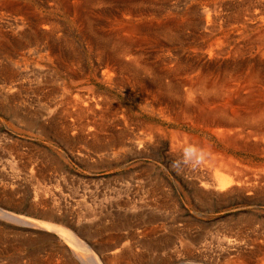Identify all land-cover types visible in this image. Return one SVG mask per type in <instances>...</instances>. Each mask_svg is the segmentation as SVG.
<instances>
[{
  "label": "bare ground",
  "instance_id": "1",
  "mask_svg": "<svg viewBox=\"0 0 264 264\" xmlns=\"http://www.w3.org/2000/svg\"><path fill=\"white\" fill-rule=\"evenodd\" d=\"M2 1L3 2H0L1 7L7 6L8 8H10L12 10L13 9L18 10L20 8V6L19 7L14 6L13 3H12V5H9V2H6L5 0H2ZM39 1L40 0H38V2ZM222 1L223 0H213L209 4H208V2H207V4L206 3L203 4L202 5V11H201V14H203V15L198 17V22H197V9L198 8H197V3H195L197 1L193 2L192 0H190V1L188 0L186 3L183 4V8L179 9V10H173L172 9V10L168 11V9H167V12H164V13H161L160 11L158 13L156 12V17L151 16L150 19H145V18L143 19L142 16H140V15L144 14V13H142L143 11H139L136 7L131 8L132 7V5H131V7H130L131 9H129V10H122L121 11V9H120V11L122 13L121 15H123V17H120L119 19H115V20H111V21L109 20L107 22V25H108L107 28H103L102 26H98V25H96V23L94 24L93 21L95 19H93L92 21L91 20L89 21L90 12L92 9V8L91 9H89V8L91 7L92 4H88L87 1H85V0H77V1H72L70 3L71 7L73 6V9H75V12H76L75 17L77 16L76 18H77V22H78L77 24H78V28H79L78 34H79L80 40L82 41V43L84 45V48L91 55L95 56V61L102 63L103 68L101 71H99L100 75H98V76H100V79L99 78H97V79H99L101 82H103L104 84H106L110 87L119 88L125 96H127L128 98H132V99L136 100L139 104V108L141 107L142 111L149 113L150 115L159 116V117L166 118V119L171 118V117L177 119V117H180L181 118V120L179 119L180 121L185 122V123L188 122L191 124V126L192 125L193 126L194 125H196V126L202 125V126H206V127L208 125L211 126L210 127V128H212V129H210L211 133L217 138V140H219V142H221L223 144V148H217L214 144L209 142L208 139L205 140V139L201 138L200 136H198V134H195V132L194 133L185 132L186 130L181 131L179 129H175L172 127L173 130L171 131L172 132V139L170 142V152H172L175 155L174 157L177 156L180 159V163H179L180 164L179 165L180 170H181L180 175H182V173H186V175H188L192 179L190 185L192 184V187H194V188H192L193 194H195V195L198 194L199 198H200V196L201 197L203 196L204 199H207V198H205L207 196H214L217 198V200L223 199L225 197H228V196L234 195V194H238V193L242 194V195L244 194L247 196L248 194H250V195L254 194L255 195L256 193H260L261 191H264V165L260 164V166H256L254 163L255 167L253 166L254 168H252L251 166L246 165L244 162L242 163L239 160H237V158L232 156L226 150V148L230 147V148H234V149H238V150H245L248 152H253V154L260 155L261 157L264 156V0H239L237 3L227 5L228 7H226V5H224ZM143 2H145V1H143ZM147 2L149 3V1H147ZM61 3L62 2H60V4ZM142 3H139V4H142ZM168 3H170V2H168ZM62 4H64V3H62ZM94 4H96V3H94ZM123 4H124V2H123ZM145 4H146V2H145ZM23 6H25V5H23ZM30 6H32V5L30 4ZM110 6H113V5H110ZM119 6H120V4H119ZM50 7L53 8V6H50ZM55 8H57V7H55ZM62 9H63V7H62ZM64 9H66V8H64ZM153 9H155V8H153ZM169 9H171V8H169ZM224 9L227 11V12L225 11L226 13H223ZM11 12H13V11H11ZM68 12H69V10H68ZM20 13H22V12L20 11ZM22 14L26 15L25 13H22ZM104 14H107V13H104ZM194 14H196L195 17H194ZM54 15H55V13H54ZM34 17H37V16H34ZM42 17H43V20L46 18V17L44 18L43 15H42ZM58 17H60V16H58ZM9 19H10V17H9ZM27 19H25V21ZM31 19H32V16H31ZM49 19L51 20V18H49ZM29 20H30V17H29ZM43 20L40 18H36V20L34 21L35 26H37V29H38V27H40V29L44 28L45 30H47L46 34H43L41 32L43 34L41 37H43V36L48 37L49 34L53 35L52 37H54V34L56 36V33H54V31L56 29V24H54V23L58 19L56 20V18H55L54 20H56V21L54 23L49 24V25L45 24L46 26L41 27V26H39L40 25L39 23ZM99 21H100V19H99ZM75 22H76V20H75ZM197 23H199V25L201 26V28H200L201 31H200L199 37H206L207 38V37L213 36V39L208 44V48H209L208 52H207L208 55H205V53L203 54V52L198 54L197 50H196V52L193 50L187 51L186 53L183 52L184 54H180L179 52L171 51V50H168V52H166V53L161 52V49H162L161 43L163 42V41L161 42L162 38H167V36L168 37H171V36L177 37L178 35H180L179 31H181V30L185 31V29H188V32H193V30H194L193 26L194 25H195L194 27H196L195 32L198 33ZM29 24H32V23H29ZM15 28H19V25H15ZM29 28H31V27H29ZM5 30H7V29H5ZM24 30H25V28H24ZM27 30H30V29H27ZM56 30H58V29H56ZM21 31H23V30H21ZM38 31H39V29H38ZM4 32H6V31H4ZM63 32H64V30H63ZM60 33H61V31H60ZM9 34H10V31H9ZM28 34L29 33H27V35ZM192 34H191V36H192ZM17 35L18 34H16V36H15L16 39H17ZM39 35H40V33H39ZM39 35H38V37H39ZM29 36H30V34H29ZM75 37H76V35H75ZM193 37H194V40H197V34L196 35L194 34ZM193 37H191L192 40H193ZM19 38H21V37H19ZM16 39H14V40H16ZM184 39H185V37H184ZM64 41H65L64 45L67 46L68 51L71 52L72 50L75 49V46H74L75 43L73 44L70 39H68V40L65 39ZM17 42H18V39H17ZM52 42H54V41H52ZM188 42L189 41H187V43ZM144 43L154 44L156 47H155V49L146 50L145 46H148V45L142 46V45H144ZM199 43H201V42H199ZM61 45H63V43H61L57 47L55 45H53L52 43L49 44L47 46L48 50L46 51L45 55H46V58H48V59H50L51 56L57 60L61 59L62 60L61 65H63L62 67H68V65L72 61L68 58L70 56L63 55V52L61 51ZM0 46H2V44ZM22 46H25V45L22 44ZM42 46H43V44H42ZM65 46H64V48H65ZM4 47H6V46H4ZM80 47H81V45H80ZM183 47H185V46L183 45ZM157 48H158V50H157ZM28 49H29V47H28ZM62 50H63V47H62ZM6 51H8V50H6ZM11 52H14V51H11ZM7 53L8 52H6L5 54H7ZM39 53H40V51H39ZM14 54H15V52H14ZM66 54H68V53H66ZM11 55H13V54L11 53ZM75 56H76V54H75ZM75 56L73 57V59H76ZM86 56H88V55H86ZM151 57L154 58V61L149 59ZM33 59H34V57H33ZM79 59H81V57ZM86 59H87V57H86ZM199 59L204 60V62L198 64L197 60H199ZM20 60H21V58H20ZM95 61H94V63H95ZM80 62H82V61H80ZM2 65H4V64H2ZM97 65H98V63H97ZM6 66H7V64H6ZM2 67H4V66H2ZM91 67H92V65H91ZM74 68H76V67H74ZM77 68H79V66H77ZM67 69H70V67H68ZM63 71H65V70H63ZM76 71H78V70H76ZM91 71H92V68H91ZM66 72L68 73V71H66ZM70 72H72V71H70ZM7 73L9 75V77H11L10 75H12V74L15 75L14 74L15 72H13L11 70H8ZM56 73L58 74V71ZM95 73H97V72H95ZM2 76H3V74H2ZM4 76H5V74H4ZM42 78H43V76H42ZM17 79L19 80V78H17ZM21 79H22V77H21ZM7 80H8V78H7ZM14 81L15 80H13V82ZM22 81H20V82H22ZM27 81H29V80H27ZM68 81H70V80H68ZM32 82H29L30 85ZM40 82H42V81H40ZM7 84H10V83L8 82ZM24 84L27 85V82ZM65 84H66V82H65ZM22 85L23 84H21V86ZM12 86H13V84L10 85L9 88ZM16 86H19V85L17 84ZM87 86H88L87 88L90 90V91H87L89 94L88 98H90V99L87 101V103L84 105V107L83 106H76L75 113H76V111H77V113L78 112L91 113V117H90L91 123L93 122L92 119L97 120L93 127L92 126L86 127V129H85L86 131L81 136V137H83L82 139L84 140L85 144H89V145L91 144L94 146V148H92V150L94 149V150L101 151L102 149H107V150L110 149L111 150L114 148H119L121 146H125L127 141H128L127 145L131 146L132 148H135L136 146L139 148L141 146L142 147L147 146L148 144L146 145V143L147 142L149 143V141L151 142L152 140H155V138H157L158 141L160 140V139H158L159 136L163 135V131L160 128V126L155 125L153 123H150V122H148V120L146 121V119H144L142 117L141 118L138 117L139 115L138 116H132L131 113L129 112L128 108L126 106L125 107L122 106L117 101V99L115 98V95L113 96V94H111V93L109 94V92L103 93V90H102L101 93H103V94L100 97L98 91H96L97 89L95 90V88L91 84H88ZM31 87H32L31 89H33V85ZM38 87H40V86H38ZM0 88H1V86H0ZM9 88H7V89H9ZM20 88H22V87H20ZM37 88H35V89H37ZM54 88H56V87H54ZM63 88H64V86H63ZM28 89H30V88H28ZM35 89H33V90L35 91ZM22 90H23V88H22ZM22 90L20 89V91H22ZM116 91H117V89H116ZM27 92H31V91L27 90ZM71 92H73V90ZM22 94H23V92H22ZM9 95H10V92H9ZM38 95H40V94H38ZM42 95H43V93H42ZM17 96L19 97V93ZM72 96H74V95H72ZM44 97H46V95ZM49 97H47V98H49ZM6 98H10V97H6ZM3 99L4 98H2V101L1 100L0 101L3 102L4 101ZM14 99H15V97H14ZM28 99L31 100L30 98H28ZM20 101H21V98H20ZM103 101L105 104H103L101 107L99 106L98 107L99 110H97V112H95L96 109H95V111L92 112V110H93L92 106L96 105V107H97L98 105H101L103 103ZM26 102H28V101H26ZM137 102H135V104ZM29 103H31V101ZM138 104H137V106H138ZM2 105H4V104H2ZM44 106H45V104L43 105V107ZM47 106L48 105H46V107ZM63 106H62V109L64 108ZM26 108H28V107H26ZM60 109H61V107H60ZM16 110H17V108H16ZM22 111H23V109H22ZM67 111H69V110H67ZM15 112H17V111H15ZM26 112H28V111H26ZM117 112H118V115L116 114ZM44 113H45V111H44ZM48 113H50V110L48 111ZM85 113H84V115H85ZM132 113L136 114V112H132ZM50 114H52V113H50ZM44 115H42V116H44ZM114 115H117V117L120 119V121L122 120L120 122L121 128H120V126L118 127V129H120L119 131L117 130L118 132L117 131L112 132L113 129L111 131H109L108 128L106 127L107 120L111 116L113 117ZM39 116H37V119ZM53 116H54V114H53ZM80 116H81V114H80ZM94 116H95V118H94ZM23 117H24V115H23ZM32 117H33V115H32ZM14 118H16V117H14ZM20 118H21V116H20ZM47 119H46V121H47ZM62 120H63L62 127H63L64 131L67 130L69 127H72V124H71L72 122L71 123L67 122L66 121L67 119L65 120V117ZM17 121H20V120L17 119ZM22 121H23V123H25L24 119H22ZM40 121H41V119H40ZM114 121H115V119H114ZM42 122H41V124L44 123V122L43 123ZM86 122L87 121H85V124H86ZM91 123H89V124H91ZM51 125L54 126V123H52ZM76 125H77V123H76ZM109 125H108V127H109ZM188 126H190V125H188ZM31 127H30V129H31ZM41 127H43V126H41ZM59 127L61 128V126H59ZM59 127H57V129ZM74 127H75V129L78 128V126L76 128L75 125H74ZM28 128H29V126H28ZM92 129L93 130L95 129V131H93ZM165 129H166V127H165ZM42 130H43V128L41 129V131ZM48 130H49V128H48ZM133 130H135L136 133L134 132V134H133ZM131 131H132V135L129 134ZM198 131H200V130H198ZM15 133H16V131H15ZM26 133H24V134H26ZM28 133H30V132L28 131ZM56 133H57V131H56ZM60 133H62V132H60ZM31 134H34V133H31ZM96 134H98L97 137H96ZM77 135H78V133H77ZM28 137H30V136H28ZM54 138H55V136H54ZM165 138H166V136H165ZM56 139H57V137H56ZM158 141H156V143H158ZM189 143L195 144L198 148L196 147L194 150L188 149L187 144H189ZM6 146H7V144H6ZM7 147L11 148L9 146H7ZM18 147H20V146L18 145ZM2 148H4V147H2ZM199 148H200V150L198 151L197 149H199ZM19 149H21V151H22L24 148L22 149L20 147ZM7 151H9V149ZM32 152L35 153V151H32ZM84 152H85V154H87L86 150ZM181 152L183 154H181ZM29 153H31V152H29ZM108 153L109 152H107V154ZM20 154L14 151L11 155L9 152L10 158H11L13 163H15L17 161V159H19V157H21ZM25 154H23V155H25ZM47 154H46V156H47ZM115 154H118V153H115ZM40 155H42V154H40ZM43 155H42V157L44 158L45 156H43ZM82 155H83V153H82ZM108 155L111 156L112 153H109ZM142 156H143V154H142ZM23 157H25V156H23ZM101 157L103 158V155H101ZM205 157L210 160V165L204 164V166H205V169H204V168H202L204 166L201 167L202 163L200 164V162ZM143 158H145V157H143ZM104 159H106V158L104 157ZM114 159H115V157L113 158V160ZM20 160H22V159H19L18 160L19 162H17V164L19 163L20 165H22ZM25 160H26V158H25ZM100 160H103V159H100ZM29 161H30V159H29ZM38 161L36 163H38ZM150 161H152V160H150ZM252 161H251V164H252ZM256 161L258 162V160H256ZM104 162H105V160H104ZM196 162H197V164H196ZM29 164H31V163H29ZM147 164L150 165L149 163H147ZM118 165H119V163H118ZM5 166H6V164H5ZM30 167H32V166H30ZM1 168L3 169V167H1ZM6 168H7V166H6ZM174 169H176V168L174 167ZM45 170L47 171V169H45ZM4 173H5V171H4ZM140 173H142V172H140ZM13 174H14V172H13ZM38 174H39V172H38ZM144 174H146V172L143 173V175ZM35 175L38 176L36 173H35ZM139 176H141V175H139ZM144 176H141V177H144ZM146 176H147V174H146ZM146 176L144 178H146ZM138 178H140V177H138ZM13 179L10 181L8 180L9 184H7V186L9 188V190L7 189V191L5 190L3 192L5 199L2 203H0V220H1L0 221V233L2 234L3 231L8 232L6 230H10L9 232L12 233L13 236H16V235L21 234V232L19 233L18 230L21 229V227H23L22 225H24V224H22V223L24 221H26V219H25V216H23L18 211V209H22L21 207H22L23 199L20 196L15 195L13 193L14 191H11V190H13V186L16 185V184H14ZM37 179H38V177H37ZM43 180H44V178H43ZM141 180L142 179H140V181H138V182H134L131 180H123L122 182H117L116 187H114V184H113L112 186L108 187L109 191H108V194L106 192L107 196L105 195V193H104V195L101 194L103 196V201L100 200L98 202H95V200H94L95 195H93V192H92V195H91V193L89 195L87 194V197L85 196V193H83L82 195H79L80 197L82 196V200H81L82 202L81 203L83 204V210L77 209L76 207L70 205L71 208L68 211V213H69L68 215L66 212H61L62 210L60 211V209H59V206L61 205V200L63 199V198H61L62 194H61V196L54 197L53 194L48 193V192L46 193L45 189H43V192H42L41 191L42 187H40V190L38 189L39 192L35 191V188H34L33 195H32L33 197L31 196L32 199L29 202V206L28 207L25 206V207L27 210L31 211L34 215L37 214L38 216H40L39 220H35V219H32V220H33V222H36V224L41 228V230H40L41 232H38V234H36L35 239H32L33 238V235H32L31 239H27V238H20L19 239L18 238V240L15 243H13L12 240L10 241V242H12L11 244L10 243H6V244L4 243L3 246H6V247H4L2 250L3 251L9 250V251L7 252L8 255L4 257L5 261L1 262L0 264H169V263H177V264H264V238L262 237L263 238L262 240L257 238L259 233L256 232V229H258V231H259V228H261V227L254 228L255 225L253 224L252 220L251 221L249 220L250 219L249 217H248L249 219L247 218L248 221L245 223H242L243 220L239 219L242 224L239 223V225L235 228L233 227V229L230 227V228H226V230H223V231H219V232L217 231L218 234L209 243V244H214L213 245V248H214L213 252L214 253L212 252L213 254H209V253H207L208 252L207 249L209 250V248H208L209 244L208 243L206 244V242L205 243L203 242L205 239L202 237V235H200V234L199 235L198 234L197 235H191L189 233L186 234V233H184L182 228H180V229L176 228V226L179 225V223H180L179 221L181 220V216L183 214L180 215L178 212H176V214L173 213V214H170V216H168L169 215L168 214L167 215L168 218H166L167 213L165 214L166 210H164V207L166 206V204L170 203L169 199H171V198H169V199L167 198L166 192H168V191H166L161 186V183L159 184V182L161 180H159V182L157 181L158 179L154 180V181L150 180L148 182L147 181H141ZM39 181H41V180H39ZM162 181L164 182V180H162ZM186 181H187V179H186ZM31 182H35L34 179H32ZM19 183L20 182H18V184ZM19 185H18V187H19ZM162 185H163V183H162ZM146 186H148V188H146ZM121 187H124V188L120 189ZM5 188L6 187H4V189ZM116 191H118V192H116ZM35 192H37V193H35ZM90 192H91V190H90ZM186 194H187V192H186ZM191 194H190V197H192ZM171 195H173V194H171ZM185 195L183 193V196H185ZM262 195H263V193H262ZM63 196H64V194H63ZM185 197H183V198H185ZM193 198H195V197H193ZM228 198H230V197H228ZM64 199H68V197L64 198ZM86 200L92 201L91 204L89 201L87 202ZM251 200H253V199H251ZM77 201L78 200H76V201L72 200V204H76L75 206H77L78 204H80ZM101 201L104 203H102ZM194 201L197 202V200H194ZM222 201H225V200H222ZM222 201H220V202H222ZM196 202H195V204H196ZM199 202H201V201H199ZM199 202L197 203V205H200ZM49 203L51 205H49ZM52 203H53V205H52ZM66 203L71 204V202H67V201H66ZM187 203H188V201H187ZM204 203H206V201ZM222 203H225V202H222ZM82 204H80V205H82ZM257 206H259V205H257ZM61 207H62V205H61ZM207 207H210V206L208 205ZM240 207H243V206H240ZM62 208H64V206ZM73 208H76V210ZM166 208H168V207H166ZM174 208H176V207H174ZM178 210H179V208H178ZM19 213L21 215H19ZM162 214H165V217H163ZM247 214L249 216V213H247ZM243 216H244V214H243ZM169 217H170L171 222L168 220ZM236 217H238V215ZM245 218H246V216H245ZM182 219H184V218H182ZM236 219L237 218H235V220ZM102 220H104V225H101V223H103ZM183 221H186V220H183ZM168 223H170V225H173V226L171 227L172 231L167 233L166 232V230H167L166 225H168ZM174 224H176V225H174ZM260 224H262V223H260ZM230 225H232V224H230ZM233 226H234V220H233ZM260 226H262V225H260ZM262 231H263V228H262ZM22 232H23V230H22ZM7 242H9V241H7ZM243 242H246V243L251 242L252 243L253 246L250 248L251 249L250 252L241 251L242 248H241V250L239 249V247H241V243H243ZM36 243L41 244V246L43 243H45L47 246L45 248L41 247L40 245L35 246ZM25 246L29 247L30 251L28 250L29 253H27L26 255L24 254L22 256L21 253L19 252V250L16 251V248H20L22 250V248ZM7 248H9V249H7ZM248 248H247V250H249ZM209 252H211V251H209ZM184 257H186V259H184ZM196 258H197V262H196Z\"/></svg>",
  "mask_w": 264,
  "mask_h": 264
},
{
  "label": "rangeland",
  "instance_id": "2",
  "mask_svg": "<svg viewBox=\"0 0 264 264\" xmlns=\"http://www.w3.org/2000/svg\"><path fill=\"white\" fill-rule=\"evenodd\" d=\"M5 1L6 2H9V5H12V3H13L14 6H17V7L20 6V8L18 10H14V9L12 10V9L8 8L7 6L6 7H1L0 6V15H1L0 16V28H1L0 29V45L2 44V46H3V47L0 46V75L2 76V74H3L2 77L0 76V86H1V88H0V98L1 99L0 100L2 101V98H4L3 99L4 100L3 102L0 101V142H1L0 143V149H1L0 150V203H2L4 201V199H5L3 192L5 190L7 191V189L9 190L7 184H9V181L14 178L13 181H14V184H16V185L13 186V190H11V191H14L13 193L15 195H18V196H20L23 199L22 207H21L22 209H18V211L23 216H25L26 221H24L22 223V224H24V225H22L23 227H21V229L18 230L19 233L21 232V234H19V235L13 236L12 233L9 232L10 230H6L9 233L3 231V233H2L3 235L0 233V263L3 262V261H5L4 260V257L8 255L7 252L9 251V250H6V251H3L2 250L4 247H6V246H3L4 243L5 244L6 243H10L11 244L12 243V242H10L11 240L13 241V243H15L18 240V238L19 239L20 238L31 239L32 238V235H33V238L32 239H35L36 234H38V232H41L40 231L41 228L36 224V222H33V220H32V219L39 220L40 219V216H38L37 214L34 215L31 211H29V210L26 209V207L29 206V202H30V200L33 197L32 195H33L34 188H35V191H38V189L40 190V187H42L41 188V191L42 192H43V189H45L46 190V193L47 192L48 193H51V194L54 195V197L61 196V194H62L61 198H63V199L68 197V199H64V200L62 199L63 201L61 200V205H62V207L64 206V208H62L61 205L59 206L60 211L62 210L61 212H66L67 215H68L69 214L68 211L71 208L70 205L76 207L77 209L83 210V204L81 203L82 202L81 201L82 200V196L81 197L79 196V195H82L83 193H85V196L87 197V194L89 195L91 193V195H92V192H93V195L96 196V197L94 196V200H95V202H98L100 200L103 201V196L102 195H104V193L107 196L108 191H109L108 190L109 189L108 187L112 186L113 184H114V187H116V183L117 182H122L123 180H131V181H134V182H138V181H140V179H142L141 181H147L148 182L150 180L151 181H154V180H157L158 179L157 180L158 182H159V180H161L159 182V184L161 183V186L166 191H168V192L165 191L167 198L168 199L171 198V199H169L170 203L166 204V206L164 207V210H166L165 211V214L167 213L166 214V218H168V216H170V214H173V213L176 214V212H178L180 215L183 214L181 216V220L179 221L180 223H179L178 226H176V228L177 229L182 228V230L184 231V233H186V234L189 233L191 235H197V234L199 235L200 234L206 240V241L204 240L203 242L204 243L206 242V244L207 243L209 244L215 238V236L218 234L219 231L226 230V228H230V227L233 229V227L234 228L237 227L239 225V223L242 224V223L247 222L248 221L247 218L249 217L250 219L249 218L248 219L250 221L252 220L253 224L255 225L254 228L261 227V228H259V231H258V229H256V232L259 233V235H258L257 238H259L261 240L264 238V207H263L264 206V191H261L260 193H256L255 195L254 194L253 195L248 194L247 196L244 195V194L242 195V194H239L238 193L239 195L238 194H234V195L228 196L230 198L225 197V198L219 199V200H217V198L214 197V196H207V197H205L207 199H204L203 196L202 197L200 196V198H199V195L198 194L197 195L193 194V189L192 188H194V187H192V184L190 185L192 179L188 175H186V173H182V175H180L181 174V170H180V166H179L180 165L179 164L180 163V159L177 156L174 157L175 155L172 152H170V142H171V139H172V132L171 131L173 130V128H175V129H179L181 131H185L186 130L185 132H192V133L195 132V134H198V136H200L201 138H203L205 140L208 139L209 142H211L212 144H214L217 148H223V144L221 142H219V140H217V138L211 133V130L210 129H212V128H210L211 127L210 125H208L209 127L208 126L206 127V126L198 125V124H197L198 126H196V125H194V126L192 125L191 126V124L188 123V122L185 123V122L180 121L181 120L180 117H177V119L172 118V117L166 119V118H162V117H159V116L150 115L149 113H146V112L142 111L141 110V107L139 108L138 102L136 100L132 99V98H128L127 96H125L123 94V92L119 88H117V87H110V86L104 84L103 82H101L99 80L100 79V76H98V75H100L99 71H101L102 68H103L102 67V63H99V62L95 61V56L94 55H91L84 48V45H83L82 41L79 38V34H78L79 33V28H78V24H77L78 22H77V18H76L77 16L75 17V13L76 12H75V9H73V6L71 7V4H70L72 1H77V0H66V1L65 0H60V1L59 0L58 1L57 0H55V1L54 0H44V1L43 0H40L39 2H38V0H5ZM85 1H87L88 4H92L91 7L89 8V9L92 8L91 9V12H90V16H89V21L90 20L92 21L93 19H95L93 21L94 24L96 23V25H98V26H102L103 28H107L108 27L107 22L109 20L111 21V20H115V19H119L120 17H123V15H121L122 14L121 13L122 10H129L131 8H135L136 7L139 11H143L142 13H144V14L141 13L142 15H140V16H142L143 19L144 18L145 19H150L151 16L156 17V12L158 13L159 11L161 13H164V12H167V9H168V11L169 10H172V9L173 10L182 9L183 8V4L186 3L188 0H151V1L150 0H147V1H149V3L146 0H142V1L141 0H139V1L138 0H107V1L106 0H103V1L102 0H97V1L96 0H85ZM143 1H145L147 5ZM167 1L170 2V3H168ZM192 1L193 2L197 1L195 3H197V8H198L197 9V22H198V17H200V16L203 15V14H201L202 5L205 4V3L207 4V2L209 4L213 0H192ZM238 1L239 0H233V1L232 0H223L222 2H223L224 5H226V7H228L227 5H231V4L237 3ZM0 2H3V1L1 0ZM60 2H62L64 4H62V3L60 4ZM123 2H124L125 5L123 4ZM94 3H96V4H94ZM139 3H142V4H139ZM30 4L32 6H30ZM119 4H120V6H119ZM23 5H25V6H23ZM110 5H113V6H110ZM131 5H132V7H131ZM50 6H53V8L50 7ZM55 7H57L58 9L55 8ZM62 7H63V9H62ZM64 8H66V9H64ZM153 8H155V9L157 8V9L155 10ZM169 8H171V9H169ZM67 9L69 10V12H68ZM120 9H121V11H120ZM11 11H13V12H11ZM20 11L22 13H25L26 15L20 13ZM62 11L63 12L65 11L66 13L65 12L63 13ZM225 11L226 10L224 9V12L223 13H226L227 12V11L226 12ZM54 13H55V15H54ZM104 13H107V14H104ZM42 15L44 16V18L46 17L44 19L45 21L43 20ZM31 16H32V19H31ZM34 16H37V17H34ZM58 16H60V17H58ZM195 16H196V14H194V17ZM9 17H10V19H9ZM29 17H30V20H29ZM36 18H40V19H42L44 21V22L41 21L39 23L40 24L39 26H41V27L46 26V25H49V24H52V23H54L58 19L56 21L57 23L56 22L54 23V24H56V29H58V30L55 29V31H54V33H56V36L54 34V37H52L53 35H50L49 34L48 37H46V36L41 37L43 34H46L47 33V30H45L44 28H41L44 31L43 32L40 29V27H38V29H39V31H38L37 26H35V23H34V21L36 20ZM49 18H51V20ZM55 18H56V20H54ZM25 19H27V20L25 21ZM99 19H100V21L102 23L99 21ZM75 20H76V22H75ZM29 23H32V24H29ZM15 25H19V28H15ZM194 26H193V29L194 30L192 29L193 32H188V29H185V31L184 30L179 31V34L180 35H178L177 37H174V36L168 37L167 36V38H162L161 39V42L163 41L162 43L163 44L165 43L166 45L165 44L163 45L161 43V47H162L161 52L162 53H164V52L166 53V52H168V50H171V51L179 52L180 54H184L187 51L193 50V51L196 52V50H197L198 51L197 52L198 54L201 53V52H203V54L205 53V55H208V53H207L208 52V49H209L208 48V44L213 39V36H210V37H207V38L206 37H199L200 31H201L200 30L201 26L199 25V23H197V31H198V33L195 32L196 31V29H195L196 27H194ZM29 27H31V28H29ZM24 28H25V30H24ZM5 29H7V30H5ZM27 29H30V30H27ZM3 30L6 31V32H4ZM21 30H23V31H21ZM63 30H64V32H63ZM9 31H10V34L11 35L9 34ZM60 31H61V33H60ZM27 33H29L30 36H29V34L27 35ZM39 33H40V35H39ZM16 34H18L17 35L18 42H17V39L15 38ZM191 34H192V36H191ZM194 34L195 35L197 34V40H194V37H193ZM38 35H39L40 38L38 37ZM75 35H76V37H75ZM19 37H21V38H19ZM184 37H185V39H184ZM191 37H193V40H192ZM14 39H16V40H14ZM65 39H67V40L70 39L73 44L75 43L74 44V46H75V49L74 50L75 51L74 50H72L71 52L68 51L67 46L64 45L65 44L64 43L65 42L64 41ZM52 41H54V42H52ZM187 41H189V42L187 43ZM199 42H201V43H199ZM51 43L53 45H55L56 47L59 46L61 43H63V45L65 46V48H64L63 45H61V51L63 52V55L70 56V57H68L72 61L68 65V67H70V69H67L68 67H62L63 65H61V63H62L61 62L62 61L61 59H58L57 60V59L53 58L52 56L50 57V59L46 58L45 53L48 50L47 49V46L49 44H51ZM22 44L25 45V46H22ZM42 44H43V46H42ZM80 45H81V47H80ZM145 45H148V46H145ZM183 45L185 47H183ZM4 46H6V47H4ZM142 46H145L146 47L145 48L146 50L155 49V47H156L154 44H149V43H147V44L144 43V45H142ZM28 47H29V49H28ZM62 47H63V50H62ZM8 48L9 49L11 48L12 50L11 49L9 50ZM6 50H8V51H6ZM157 50H158V48H157ZM11 51H14L15 54H14V52H11ZM39 51H40V53H39ZM6 52H8V53L5 54ZM11 53L13 55H11ZM66 53H68V54H66ZM75 54H76V56H75ZM86 55H88V56H86ZM74 56L76 57V59H73ZM33 57H34V59H33ZM80 57H81V59H79ZM86 57H87V59H86ZM20 58H21V60H20ZM152 58L153 57H151L149 59L152 60V61H154V58L153 59ZM93 60L95 61V63H94ZM80 61H82V62H80ZM197 61H198L197 62L198 64L204 62V60H200V59L197 60ZM97 63H98V65H97ZM2 64H4V65H2ZM6 64H7V66H6ZM91 65H92V67H91ZM2 66H4V67H2ZM77 66H79L80 69L77 68ZM74 67H76V68H74ZM91 68H92V71H91ZM8 70H11V71L15 72L14 73L15 75L12 74V75H10L11 77H9V75L7 73ZM56 70L58 71V74L59 75L56 73L57 72ZM63 70H65V71H63ZM69 70L72 71V72H70ZM76 70H78V71H76ZM66 71H68V73ZM95 72H97V73H95ZM4 74H5V76H4ZM42 76H43V78H42ZM16 77L19 78L20 81L23 80L22 81L23 83L20 82ZM21 77H22V79H21ZM7 78H8V80H7ZM97 78H99V79H97ZM13 80H15V81L13 82ZM27 80H29V81H27ZM68 80H70V81H68ZM7 81L10 84H7L8 83ZM40 81H42V82H40ZM26 82H27V85L24 84ZM29 82H32L33 84L31 83V85H30ZM65 82H66V84H65ZM87 83L88 84H91L95 88V90L97 89L96 91H98L100 97L105 92H109V94L111 93V94H113V96L115 95V98L117 99V101L122 106H124V107L126 106L132 116H138L139 115L138 117H140V118L142 117V118L146 119V121L148 120V122L160 126V128L163 131V135L162 136H159V138H158L160 140L158 141L157 138H155V140H152L151 142L149 141V143L147 142L146 143V145L148 144L147 146H143V147L141 146L139 148L137 146H136L137 148L136 147L135 148H132L131 146L127 145L128 144V141H127L126 142V145H125L127 148L125 146H121L119 148H114V149H111V150L110 149H108V150L107 149H102L101 151L94 150V149L92 150V148H94V146L91 145V144L90 145L89 144H85L84 143V140L82 139L83 137H81V136L86 131L85 130L86 127H90V126L93 127L97 120L96 119H92L93 122L91 123V118H90L91 117V113H85L84 112L85 115H84V113H81V112H78L77 113V111L75 113L76 106H83L84 107V105L90 99V98H88L89 94H88L87 91H90V90L87 88L88 87L87 86L88 85ZM12 84H13V86H12L13 88L12 87L9 88V86L12 85ZM17 84L19 86H16ZM21 84H23V85L21 86ZM32 85H33V89L37 88L38 86H40V87H38L39 89L37 88L34 91L33 89H31L32 88L31 87ZM63 86H64V88H63ZM20 87H22L23 90ZM54 87H56V88H54ZM7 88H9L10 90L7 89ZM28 88H30L31 90L28 89ZM20 89L22 91H20ZM116 89H117V91H116ZM11 90L13 92L14 91L15 92L13 93ZM27 90L28 91H31V92H27ZM72 90H73V92H71ZM102 90H103V93H101ZM40 91L43 93V95H42V93ZM9 92H10V95H9ZM22 92H23V94H22ZM18 93H19V97L17 96ZM38 94H40V95H38ZM45 95H46V97H44ZM72 95H74V96H72ZM6 97H10V98H6ZM14 97H15V99H14ZM47 97H49V98H47ZM20 98H21V101H20ZM28 98H30L31 100H29ZM24 99L26 101H28V102H26ZM30 101H31V103H29ZM135 102H137V103L135 104ZM2 104H4V105H2ZM44 104H45V106L43 107ZM103 104H105L104 101H103V103L101 105H98L97 107H96V105H93L92 106L93 110L91 109L92 112L95 111V109H96L95 112H97V110H99L98 107L99 106L101 107ZM137 104H138V106H137ZM46 105H48V106L46 107ZM25 106L28 107V108H26ZM62 106L64 107L63 109H62ZM60 107H61V109H60ZM16 108H17V110H16ZM19 109L21 111L23 109L24 112L23 111L21 112ZM49 110H50V113H52V114L48 113ZM67 110H69V111H67ZM15 111H17V112H15ZM26 111H28V112H26ZM44 111H45V113H44ZM132 112H136V114L135 113H132ZM79 113L81 114V116H80ZM31 114L33 115V117H32ZM53 114H54V116H53ZM116 114L118 115V112ZM23 115H24V117H23ZM42 115H44V116H42ZM117 115H114L115 117L114 116L113 117L111 116L107 120L106 127L108 128L109 131H111L112 129H113L112 132H114V131L116 132L117 130L118 131L120 130V129H118V127L120 126V122L122 120L120 121V119L117 117ZM20 116H21V118H20ZM37 116H39L38 119H37ZM14 117H16V118H14ZM64 117H65V120L67 119L66 120L67 122H69V123L72 122L71 123L72 124V127H69L68 128L69 130L67 129L65 131L63 130V127H62V122H63L62 119H64ZM94 118H95V116H94ZM17 119H19L20 121H17ZM22 119H24V122L25 123H23ZM40 119H41V121H40ZM46 119H47V121H46ZM114 119H115V121H114ZM84 120L87 121L86 124H85V121ZM41 122L44 125L41 124ZM52 123H54V126L51 125ZM76 123H77V125H76ZM89 123H91V124H89ZM27 125L29 126V128H28ZM74 125L76 126V128L78 126V128L75 129ZM108 125H109V127H108ZM188 125H190V126H188ZM41 126H43V127H41ZM59 126H61V128ZM30 127H31V129H30ZM57 127H59V128L57 129ZM165 127H166V129H165ZM42 128H43L44 131L43 130L41 131ZM48 128H49V130H48ZM120 128H121V126H120ZM197 129L200 130V131H198ZM50 130L51 131L53 130V131L51 132ZM15 131H16V133H15ZM28 131L30 133H28ZM56 131H57L58 134L56 133ZM93 131H95V129ZM60 132H62V133H60ZM134 132L136 133L135 130H133V134H134ZM24 133H26V134H24ZM31 133H34V134H31ZM77 133H78V135H77ZM129 134L132 135V131ZM28 136H30V137H28ZM54 136H55V138H54ZM97 136H98V134H96V137ZM165 136H166V138H165ZM56 137H57V139H56ZM156 141H158L159 144L156 143ZM6 144H7V146H9L11 148H8L6 146ZM18 145L22 149L24 148L23 149L24 151L23 150L21 151V149H19L20 147H18ZM2 147H4V148H2ZM196 147L197 146L195 144H192V143L187 144V148L190 149V150H194ZM8 149H9V151H7ZM83 150L84 151L86 150L87 151L86 153L88 155L85 154V152ZM197 150L199 151L200 148L197 149ZM226 150L232 156H234L235 158H237V160H239L242 163L244 162L246 165H249L252 168H254L255 165L256 166H260V164H263L264 165V156L261 157L260 155L253 154V152H248V151H245V150H238V149H234V148H230V147L226 148ZM14 151L17 152V153H19V154L21 153L20 154L21 157H19V159H22V160H20V162H21L22 165H20L19 163L17 164V162H19L18 161L19 159H17V161L15 163L12 162V160L10 158V155H9V152L12 155V153ZM32 151H35V153L32 152ZM29 152H31V153H29ZM107 152L112 153V155L109 156L108 155L109 153L107 154ZM82 153H83V155H82ZM115 153H118L119 155L118 154H115ZM23 154H25V155H23ZM40 154H42V155L44 154L43 156H45V157L43 158L42 155H40ZM46 154H47V156H46ZM142 154H143V156H142ZM181 154H183V153L181 152ZM101 155H103V158L101 157ZM23 156H25V157H23ZM104 157L106 159H104ZM114 157H115V159L113 160ZM143 157H145V158H143ZM25 158H26V160H25ZM29 159H30V161H29ZM100 159H103V160H100ZM104 160H105V162H104ZM150 160H152V161H150ZM203 160H201V162H200V164L202 163L201 167L204 166V164L205 165H210V160L208 158L205 157ZM256 160H258V162ZM37 161H38V163L40 161L41 162L38 164V163H36ZM251 161H252V164H251ZM29 163H31V164H29ZM118 163H119V165H118ZM147 163H149L150 165H148ZM254 163H255V165H254ZM5 164H6L7 168H6ZM196 164H197V162H196ZM30 166H32V167H30ZM1 167H3V169ZM174 167L176 169H174ZM202 168L205 169V166L202 167ZM45 169H47V171ZM4 171H5V173H4ZM37 171L39 172V174H38ZM13 172H14V174H13ZM140 172H142V173H140ZM145 172L147 174V176H146V174H144L146 176V178H144L145 176L143 175V173H145ZM35 173L38 176H36ZM139 175L144 176V177H141ZM37 177H38V179H37ZM138 177H140V178H138ZM43 178H44V180H43ZM185 178L187 179V181H186ZM32 179H34L35 182H31ZM39 180H41V181H39ZM162 180H164V182ZM18 182H20L19 183L20 185L18 184ZM162 183H163V185H162ZM18 185H19V187H18ZM4 187H6V188L4 189ZM123 188L124 187H121L120 189H123ZM146 188H148V186H146ZM90 190H91V192H90ZM106 192H107V194H106ZM116 192H118V191H116ZM186 192H187V194H186ZM35 193H37V192H35ZM183 193H184V195L186 194L185 196L187 198L185 196H183ZM262 193H263V195H262ZM63 194H64V196H63ZM171 194H173V195H171ZM190 194H191L192 197H190ZM183 197H185V198H183ZM193 197H195V198H193ZM251 199H253V200H251ZM65 200L67 202H71V204L66 203ZM72 200L73 201L78 200L77 202L80 203V204H82V205L78 204L77 206H75L76 204H72ZM186 200L188 201V203H187ZM194 200H197V202L194 201ZM222 200H225V201H222ZM86 201L88 202L89 200H86ZM199 201H201V202H199ZM205 201H206V203H204ZM220 201L225 202V203H222ZM89 202L91 204L92 201H89ZM195 202H196V204H195ZM198 202H199L200 205H197ZM102 203H104V202H102ZM49 205H51V204L49 203ZM52 205H53V203H52ZM208 205L210 207H207ZM257 205H259V206H257ZM240 206H243V207H240ZM166 207H168V208H166ZM174 207H176V208H174ZM177 207L179 208V210H178ZM76 208H73V209L76 210ZM20 213H19V215H21ZM247 213H249V216H248ZM165 214H162L163 217H165ZM236 214L238 215L239 218L236 217L237 216ZM243 214H244V216H243ZM245 216H246V218H245ZM182 218H184V219H182ZM235 218H237L238 220L237 219L235 220ZM239 219L240 220H243L242 223H241V221ZM168 220L171 222L170 217H169ZM183 220H186V221H183ZM233 220H234V226H233ZM102 221H103V223H101V225H104V220H102ZM260 223H262V224H260ZM230 224H232V225H230ZM174 225H176V224H174ZM260 225H262V226H260ZM172 226L173 225H170V223H168V225H166V227H167L166 232L167 233L170 232V231H172V228H171ZM262 228H263V231H262ZM22 230H23V232H22ZM7 241H9V242H7ZM38 245L41 246V244H39V243H36L35 244V246H38ZM213 245L214 244H209V246H208L209 250L207 249L208 252L206 251L207 253H209V254H213L214 253L213 252L214 251ZM46 246L47 245L45 243H43L41 247H44L45 248ZM252 246L253 245H252L251 242H248V243L243 242V243H241V247H239V249L241 250V248H242L241 251L250 252L251 251L250 248ZM247 248L249 250H247ZM7 249H9V248H7ZM29 249H30L29 247H26L25 246V247L22 248V250L20 248H16V251L19 250V252L23 256L24 254L26 255L27 253H29V251H30ZM209 251H211V252H209ZM184 259H186V257H184ZM196 262H197V258H196ZM169 264H177V263H169Z\"/></svg>",
  "mask_w": 264,
  "mask_h": 264
}]
</instances>
